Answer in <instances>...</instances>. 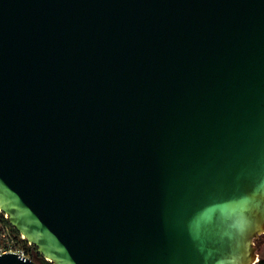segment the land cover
Segmentation results:
<instances>
[{"label": "water", "instance_id": "obj_1", "mask_svg": "<svg viewBox=\"0 0 264 264\" xmlns=\"http://www.w3.org/2000/svg\"><path fill=\"white\" fill-rule=\"evenodd\" d=\"M0 210V264H255L264 0H0Z\"/></svg>", "mask_w": 264, "mask_h": 264}, {"label": "trees", "instance_id": "obj_2", "mask_svg": "<svg viewBox=\"0 0 264 264\" xmlns=\"http://www.w3.org/2000/svg\"><path fill=\"white\" fill-rule=\"evenodd\" d=\"M4 231H8L9 239L3 236ZM1 247L7 249H22L25 251L26 255H30L33 259L39 255L37 247L33 244H29V242L23 238L12 225H10L3 212H0V248ZM255 264H264V254L259 256V259Z\"/></svg>", "mask_w": 264, "mask_h": 264}, {"label": "built area", "instance_id": "obj_3", "mask_svg": "<svg viewBox=\"0 0 264 264\" xmlns=\"http://www.w3.org/2000/svg\"><path fill=\"white\" fill-rule=\"evenodd\" d=\"M0 212H2L1 210H0ZM4 213V212H3ZM4 216H5V218H7V216H6V214L4 213ZM3 236L4 237H7L8 238V231H4V233H3ZM23 237V236H22ZM9 239V238H8ZM8 241V240H7ZM29 244H31L30 242H29ZM6 252H17V253H19V254H21V255H23V256H26V257H28V258H31V259H33V257H31L30 255H26V253H25V251L24 250H22V249H13V248H3V247H1L0 248V255L1 254H4V253H6ZM38 256H40V254L39 255H37V257ZM36 257V258H37ZM47 260H51V259H49V258H46ZM258 257L256 258V262L258 261Z\"/></svg>", "mask_w": 264, "mask_h": 264}, {"label": "rangeland", "instance_id": "obj_4", "mask_svg": "<svg viewBox=\"0 0 264 264\" xmlns=\"http://www.w3.org/2000/svg\"><path fill=\"white\" fill-rule=\"evenodd\" d=\"M256 247H257V253L258 257L262 254H264V233L260 234L256 239Z\"/></svg>", "mask_w": 264, "mask_h": 264}]
</instances>
